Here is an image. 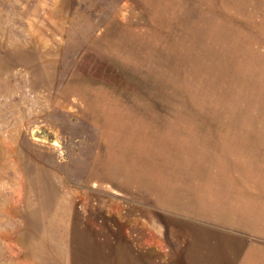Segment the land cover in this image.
I'll return each mask as SVG.
<instances>
[{
	"label": "rangeland",
	"instance_id": "374dc122",
	"mask_svg": "<svg viewBox=\"0 0 264 264\" xmlns=\"http://www.w3.org/2000/svg\"><path fill=\"white\" fill-rule=\"evenodd\" d=\"M225 225L264 264V0H0V264H238Z\"/></svg>",
	"mask_w": 264,
	"mask_h": 264
},
{
	"label": "crops",
	"instance_id": "0c3cea01",
	"mask_svg": "<svg viewBox=\"0 0 264 264\" xmlns=\"http://www.w3.org/2000/svg\"><path fill=\"white\" fill-rule=\"evenodd\" d=\"M245 226L246 225H244L243 227L245 228ZM225 227H227L225 229L228 232L227 235H229V236L230 235H234V236L229 238L230 240L232 239L231 241L234 240V241H237V242H243L244 243V245L241 246V248H240V249H243V250H242L241 257L238 260L239 261L238 264H260V261H258L257 258L254 260V257H255L254 253H255V250H256L257 246L255 244L251 243L250 241L246 242L245 237H247V235H248L247 231L241 230L237 226H233V225H225ZM228 247L230 248L231 245L228 246ZM224 253H226V254L224 256H222L221 258L227 260L228 251H224ZM243 255H245L244 256V260H243ZM250 258H251V260H250ZM252 260H253V262H251ZM230 264H232V263H230Z\"/></svg>",
	"mask_w": 264,
	"mask_h": 264
},
{
	"label": "bare ground",
	"instance_id": "6f19581e",
	"mask_svg": "<svg viewBox=\"0 0 264 264\" xmlns=\"http://www.w3.org/2000/svg\"><path fill=\"white\" fill-rule=\"evenodd\" d=\"M39 138V137H38Z\"/></svg>",
	"mask_w": 264,
	"mask_h": 264
}]
</instances>
